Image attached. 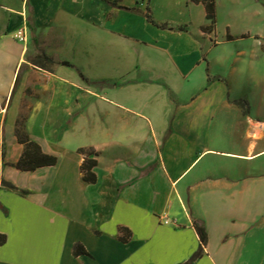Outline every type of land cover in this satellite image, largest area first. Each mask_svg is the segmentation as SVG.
I'll list each match as a JSON object with an SVG mask.
<instances>
[{"label":"crops","instance_id":"obj_1","mask_svg":"<svg viewBox=\"0 0 264 264\" xmlns=\"http://www.w3.org/2000/svg\"><path fill=\"white\" fill-rule=\"evenodd\" d=\"M96 1L103 10L101 19L83 9L79 0H0V234L7 236L0 246V264H185L201 244L194 219L204 221L209 235L205 255L195 264L250 261L255 256L251 232L264 226V208H250L251 198L264 194V179L257 180L247 169L257 154V143L251 139L253 118L229 103L233 99L227 97L226 83L211 81L207 50L198 39L212 34L203 31L207 24L197 35L145 33V28L157 27L147 19L148 13L154 18L153 0ZM187 3L203 6L207 20L202 3ZM129 19L139 20L140 25L129 24ZM95 22L110 24V30L116 27L121 42L134 43L142 61H120L125 77L110 85L102 126L95 125L96 116L71 123L79 129L91 125L90 138L77 142L69 133H58L53 142L52 137L35 136L29 115L26 126L31 139L56 156L58 163L33 172L17 169L13 165L25 146L16 137L19 105L12 107L11 102L23 66L32 64L29 41L37 53L53 57L42 48L39 36L59 33L61 26L67 33H77L81 23L89 28ZM22 28L27 29L26 43L14 37ZM186 42L197 53L193 67L204 73L200 86L191 82L185 69L188 61L182 44ZM154 52L163 57V73L145 63L147 54ZM108 62L112 65V60ZM57 66L65 70L60 82L74 84L68 78L74 68ZM194 85L200 90L195 91ZM216 87L224 90L221 102L216 107L203 105L202 94ZM7 116L12 119L8 131ZM239 131L245 137L241 147L214 140L215 134L225 138ZM7 133L13 137L12 147L5 140ZM81 148L98 153L93 156L98 162L96 183L83 180ZM73 168L81 179L77 194L68 184L67 172ZM27 179H34L37 187L31 189ZM69 195L75 201L64 208L63 198ZM104 197L112 199L113 206L103 205ZM160 199L163 204H158ZM121 227L128 230L127 242L120 238ZM76 246L87 254L75 255Z\"/></svg>","mask_w":264,"mask_h":264},{"label":"rangeland","instance_id":"obj_2","mask_svg":"<svg viewBox=\"0 0 264 264\" xmlns=\"http://www.w3.org/2000/svg\"><path fill=\"white\" fill-rule=\"evenodd\" d=\"M79 2L83 3V9L89 10L92 16L96 15L101 19L103 10L96 0H79ZM153 13L154 20L159 25L173 27L175 30H161L157 28L159 26L151 25L152 28H145V33H192V35H197L200 33L201 25L205 23L210 25V22L206 20L204 7L188 4L187 0H153ZM111 17L112 14L109 18ZM138 21L130 20L128 23L139 26ZM106 25L107 27H104L102 23L95 22V26L87 28V24L81 23L77 33H67L61 26L59 33H43V39L39 36L38 41L46 52L48 51L55 60H69L74 63L80 68V72L86 75L88 81L82 79L78 75V71L74 69H71L68 77L70 81L74 82L70 85L60 82L61 72H65V70H61V66L53 67L52 72L36 68L30 63L23 66L21 83L16 94L12 97L11 106L19 105V117L21 113L32 115L29 127L35 136L52 137L55 142L54 138L58 133L61 136L69 133L70 138L72 136L78 142V140L90 138L92 132L89 128L93 127L83 125L79 129L78 126L71 125L72 122L77 121L80 124L87 118L91 119L90 116H96L95 125L102 126L104 124L105 98L109 94L110 85L112 86L125 77V70H121L119 67L120 61L128 59L142 61L141 54L137 50H133L136 48L135 44H124L121 42L122 39L117 36L119 32L115 30L116 27L110 30V24ZM106 29L111 33L106 32ZM157 30L160 32H156ZM210 33L212 34L204 35L207 39L200 37L198 39L202 40L207 50L204 52L209 61L211 81L222 80L226 83L229 89L227 97L233 99L229 103L239 107L245 115L252 116L251 139L257 143L255 151L257 154L252 158L254 161L250 162V167L247 169L256 175L257 180H263L264 0H217L216 28ZM228 34L232 36V39H229ZM182 46L186 62L188 61L185 69L192 77L191 82L200 86L204 73L192 65L197 53L193 51L188 42ZM28 48V59L38 55L32 40L29 41ZM162 59L163 57L154 52L147 54L145 63L151 67H157L158 73H163ZM109 60H112V65H109ZM104 81H107L108 84H105ZM195 85V91H199L200 88ZM202 96L203 105L214 104L216 107L224 96V90L216 87L210 89L208 95L202 94ZM8 101L9 99L5 103L7 106ZM7 118L8 116L4 120V129L7 125L8 131L12 119ZM73 129L82 132L80 135L71 134ZM253 134H255L254 137ZM215 136L216 143L224 140L223 142L233 143L237 147H241L245 143L244 133L240 131L233 136L225 135V138H223V134H215ZM5 140L12 147V135L7 133ZM110 150L111 148H108V154L111 155ZM57 175H61V173L58 172ZM67 177L70 189L77 194L81 189L78 186L81 181L79 173L74 168L68 169ZM26 181L31 189L37 187L34 179ZM185 200L186 202L190 200L191 203V199ZM74 201L73 196H65L63 198L64 208H71ZM250 201L252 202L250 208L255 206V209L259 211L264 208V194L257 193ZM111 202H113L112 199L103 198V205L107 208L113 206ZM158 204H163L161 199ZM165 221L166 219H164V223ZM251 233H254L250 239V248H254L255 251L254 258L250 261L241 258L235 264H264V226L257 225Z\"/></svg>","mask_w":264,"mask_h":264},{"label":"trees","instance_id":"obj_3","mask_svg":"<svg viewBox=\"0 0 264 264\" xmlns=\"http://www.w3.org/2000/svg\"><path fill=\"white\" fill-rule=\"evenodd\" d=\"M191 1L196 4L202 3L205 6L207 12V20L210 22V25L204 26L203 31L207 33L213 32L216 28V23H217V0H191ZM126 9L129 11H136V9H130V8H126ZM147 19L149 22L153 23L154 25L165 28V26L159 25L154 20V18L150 13L147 14ZM228 37L229 39H232V36L230 34H228ZM31 63L34 66L49 72H52L51 69L57 65L68 66L77 70L81 78L88 81L86 75L80 72V68H78L77 66L73 65L68 61H57L43 51H39L38 55L33 59H31ZM20 80H21V74L17 78V81L13 89V94L17 91V88L20 84ZM23 114L24 113H21V116L18 118L16 122V137L18 142L20 144H23L25 148L20 160L13 166L24 172H33L41 167L56 165L58 163V158L56 156L45 153L42 146L38 142L31 139L26 126V123L29 118V114L28 115L26 114L23 115ZM79 152L85 155V159L81 167L83 172V180L88 183H96L98 181V178L96 173L94 172V168L97 166L98 162L96 159L93 158V156H96L98 153L92 148L91 149L81 148L79 149ZM3 185L8 186L12 189H18V187L6 181H3ZM193 225L200 238L201 244L198 251L185 264H195L197 260L202 258L205 255V248L207 247L209 242V235L204 221L199 219H194ZM120 231L122 234L120 238L123 241L127 242L129 239H124V235L128 232V230L126 228L121 227ZM6 242H7V236L4 234H0V246L4 245ZM80 247L81 246H76L74 252L75 255L87 254V252L84 249L80 250Z\"/></svg>","mask_w":264,"mask_h":264},{"label":"built area","instance_id":"obj_4","mask_svg":"<svg viewBox=\"0 0 264 264\" xmlns=\"http://www.w3.org/2000/svg\"><path fill=\"white\" fill-rule=\"evenodd\" d=\"M15 39L17 41H19L20 43H26L28 41V36H27V29L22 28L19 29L16 33H15ZM166 224L169 223L168 220L165 221Z\"/></svg>","mask_w":264,"mask_h":264}]
</instances>
